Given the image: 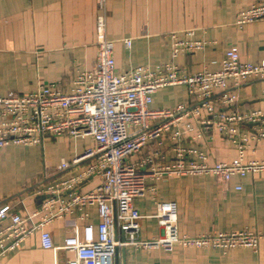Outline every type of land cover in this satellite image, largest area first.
<instances>
[{
  "label": "crops",
  "instance_id": "crops-1",
  "mask_svg": "<svg viewBox=\"0 0 264 264\" xmlns=\"http://www.w3.org/2000/svg\"><path fill=\"white\" fill-rule=\"evenodd\" d=\"M99 0H0V95H20L37 91L55 82L69 92L78 73L94 68L96 57L95 24L101 11ZM264 0H106V36L114 45L116 72L131 67L162 68L171 61L170 33L183 37L192 31V40L206 42L202 50L179 54L174 63L184 72L220 68L227 50L235 48L244 62L264 60V19L246 23L239 29L236 14ZM131 40L130 46L124 39ZM263 84L257 80L235 89L238 110L264 109ZM184 85L164 86L154 93L152 109H172L187 102ZM207 118L202 116L201 119ZM190 123L193 131L185 132ZM182 132L173 140L171 135ZM245 162L264 160V142H249ZM93 145L90 138H45L41 145H14L0 149V207L9 205L20 215L36 211L45 195H36L64 178L76 176L92 162L87 159L60 170ZM184 150V161L199 162L206 155L208 164L232 162L235 144L216 128L201 125L191 117L182 118L158 141H148L129 162L145 160L147 192L134 201L143 215L155 211L156 202L176 205L180 236L218 235L220 232L255 231L261 235L255 248H194L175 245L162 248L126 246L119 248L114 264H264V172L233 175L227 183L210 175H171L156 179L153 168L176 163V150ZM98 177L86 179L81 192L93 190ZM240 188V189H239ZM87 219L65 215L47 226L53 239L48 250L40 247L39 236L26 238L10 251L2 264H67L71 248L98 238L99 216L89 208ZM9 220L3 221L7 225ZM144 241L164 237L154 218L140 220Z\"/></svg>",
  "mask_w": 264,
  "mask_h": 264
},
{
  "label": "built area",
  "instance_id": "built-area-1",
  "mask_svg": "<svg viewBox=\"0 0 264 264\" xmlns=\"http://www.w3.org/2000/svg\"><path fill=\"white\" fill-rule=\"evenodd\" d=\"M106 0H99L95 29L97 51L94 68L78 73L69 92L55 82L45 83L37 91L20 95H0V149L11 144L41 145L45 138H90L93 145L72 161H63L60 170L92 159L78 175L50 184L36 195L45 199L36 211L20 215L9 205L0 207V264L4 257L31 236H39L40 247L53 246L47 226L65 215L76 214L87 219L89 208H95L100 218L98 238L74 245V255L67 264H114L119 248L135 246L162 248L172 251L182 247H208L224 252L236 247L255 248L261 235L255 231L220 232L218 235L180 236L177 230L176 205L156 202L155 211L143 215L134 204L147 192V174L141 167L148 162H129L131 155L141 151L148 141H158L182 118L191 117L201 125H209L230 139L236 147L232 162L208 164L206 155L198 154L199 162L184 161V150H176V163L153 168L156 178L183 174L210 175L227 183L233 175L241 177L264 172V160L245 162L251 141L264 142V109L238 110L234 92L248 80L263 84L264 60L244 62L235 48L222 58L220 68L213 72L203 69L194 74L182 71L174 60L179 54L202 50L206 42L192 40V31L183 37L168 35L171 61L162 68L131 67L116 72L114 45L106 36ZM264 19V3H253L235 16L234 24L242 29L246 23ZM131 40L123 43L130 46ZM184 85L188 100L172 109H152L154 93L164 86ZM202 116L207 118L201 119ZM184 131H193L190 123ZM182 133V132H181ZM175 132V140L181 135ZM178 136V137H177ZM98 177L96 188L81 192L83 182ZM240 189V188H239ZM154 218L163 229L164 237L144 241L140 238V220ZM9 220L7 225L3 221Z\"/></svg>",
  "mask_w": 264,
  "mask_h": 264
}]
</instances>
